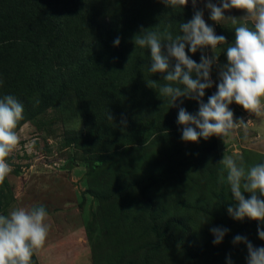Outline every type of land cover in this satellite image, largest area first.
Here are the masks:
<instances>
[{
  "label": "rangeland",
  "instance_id": "obj_1",
  "mask_svg": "<svg viewBox=\"0 0 264 264\" xmlns=\"http://www.w3.org/2000/svg\"><path fill=\"white\" fill-rule=\"evenodd\" d=\"M191 1L186 5L191 8L186 11L188 20L194 14ZM204 2L208 0H197L196 8L206 9L205 22L226 37V44L214 52L207 48V55L218 57L209 88L214 94L219 66L227 63L226 49L235 41L237 25L231 20L212 21L210 11L201 5ZM152 4L149 10L156 8L155 18L147 17V26L142 28L157 31L164 23L170 24L172 16H160H167L168 9L159 0ZM224 15L238 18V24L249 23L243 10H225ZM128 46L134 47H130L134 53L125 52V57L136 64L132 74L140 81L135 84V97L122 92L106 95L98 108L104 113L110 103L115 113L112 119L121 125L123 118L122 123H130L142 138L146 117L163 124L156 130L162 132L143 144H133L129 151L104 152L111 141L102 138L98 123H106L97 109L84 117L82 101L75 96L52 106L18 131L20 144L7 157L13 170L7 182L0 184V214L45 206L49 234L32 264H228L229 258L232 264H246V245L232 241L242 235L254 246H264L257 232L258 227L264 230V222L247 217L235 220L229 215L227 209L236 201L219 162L229 155L245 167L264 163V116L256 117L233 102L229 107L234 118H242L246 128L241 126L224 139L183 141V126L177 123L179 108L194 114L198 102L182 97L171 107L167 98L159 100V87L166 82L163 74L148 71L150 50L135 51L138 46L133 41ZM106 89L103 86L101 96ZM150 97L160 105L150 106ZM82 132L97 138L79 139ZM213 227L228 229L218 245L213 244Z\"/></svg>",
  "mask_w": 264,
  "mask_h": 264
},
{
  "label": "clouds",
  "instance_id": "obj_2",
  "mask_svg": "<svg viewBox=\"0 0 264 264\" xmlns=\"http://www.w3.org/2000/svg\"><path fill=\"white\" fill-rule=\"evenodd\" d=\"M166 7L183 8L189 0H159ZM194 14L188 22L179 24V34L152 31L141 28L133 37L135 47L150 50L152 74H163V85L159 87V97L167 98L171 107L177 106L180 98L196 100V113H189L180 107L177 123L183 126L182 140L198 142L212 136L229 137L234 130L247 123L234 118L230 105L235 102L246 112L256 117L264 116V0H221L219 5L208 0L206 8L210 19L216 23L231 20L235 27V41L226 49L227 63L219 66V83L216 92L203 101L205 90L213 87L211 70L218 57L209 56L204 49L214 52L218 45L226 44L224 35H217L213 27L204 20L203 10H198L197 0H192ZM237 9L246 13L249 23H239L238 18L225 17V10ZM120 38L114 40L119 46ZM201 51L197 63L187 53ZM175 61L173 64L172 61ZM156 84L157 81H153ZM3 81H0L2 86ZM182 102V101H181ZM24 105L14 95L0 97V184L12 172L7 157L20 144L18 126L24 119ZM108 119L112 116L108 114ZM198 129V130H197ZM227 172L226 182L230 186L236 204L227 211L235 220L245 217L264 222V163L245 167L232 156L224 155L219 162ZM220 182H224L223 175ZM249 193L246 198L243 193ZM48 212L45 206L13 208L7 215L0 214V264H32L33 255L41 250L48 238L46 223ZM213 244H220L228 229L213 227ZM258 236L264 240V230L257 228ZM233 244L244 243L247 247L246 264H264V246H254L245 236L236 235ZM228 264H232L229 258Z\"/></svg>",
  "mask_w": 264,
  "mask_h": 264
},
{
  "label": "trees",
  "instance_id": "obj_3",
  "mask_svg": "<svg viewBox=\"0 0 264 264\" xmlns=\"http://www.w3.org/2000/svg\"><path fill=\"white\" fill-rule=\"evenodd\" d=\"M152 5V0H0V97L11 94L23 103L24 119L18 131L38 114L75 96L82 101L84 117L97 109L104 118L106 124L98 123L101 135L111 141L104 152L129 151L133 144H143L161 133L156 130L163 128V124H157L152 116L144 119L142 138L143 134L136 135L130 123H122L123 118L121 125L108 119V114L115 115L110 103L104 113L98 108L101 101L106 102L102 98L106 95L122 92L134 99L135 84L140 81L132 74L136 64L125 57V52L134 53L129 43L146 25L147 17L155 18L156 8L149 10ZM166 8L167 16H160L171 15L172 20L157 31L178 35L179 24L189 21L186 11L191 8ZM117 37L121 42L114 46ZM186 53L200 62V50L193 54L186 48ZM204 53L207 55V49ZM103 86L107 89L101 96ZM211 95L210 89H206L203 98ZM150 98V106L160 105ZM85 135L97 138L94 133L88 136L82 132L79 139ZM102 163L97 161L98 166Z\"/></svg>",
  "mask_w": 264,
  "mask_h": 264
},
{
  "label": "crops",
  "instance_id": "obj_4",
  "mask_svg": "<svg viewBox=\"0 0 264 264\" xmlns=\"http://www.w3.org/2000/svg\"><path fill=\"white\" fill-rule=\"evenodd\" d=\"M191 0H189V2H190ZM215 1V2H214ZM211 2L212 3H215V4H220L221 3V0H211ZM191 3H192V1H191ZM190 4V3H189ZM188 4V5H189ZM201 5H202V7H204L205 6V2L204 3H201ZM233 10H235V9H231V11H233ZM203 11H206V9H203ZM249 22H251L250 20H248Z\"/></svg>",
  "mask_w": 264,
  "mask_h": 264
}]
</instances>
